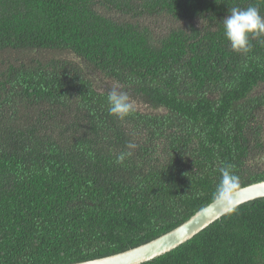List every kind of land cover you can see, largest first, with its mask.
Masks as SVG:
<instances>
[{"label":"trees","instance_id":"16d2710c","mask_svg":"<svg viewBox=\"0 0 264 264\" xmlns=\"http://www.w3.org/2000/svg\"><path fill=\"white\" fill-rule=\"evenodd\" d=\"M249 6L264 16V0H0V264L149 243L211 204L228 164L240 188L264 181V36L236 52L222 23ZM113 88L136 107L123 120ZM144 264H264V198Z\"/></svg>","mask_w":264,"mask_h":264},{"label":"clouds","instance_id":"9594fccd","mask_svg":"<svg viewBox=\"0 0 264 264\" xmlns=\"http://www.w3.org/2000/svg\"><path fill=\"white\" fill-rule=\"evenodd\" d=\"M224 35L230 42L233 51L248 53L252 50L251 39L264 36V16L255 6L246 9L233 7L230 14L223 21ZM109 113L118 119H125L136 111L135 104L131 101L126 90L113 88L107 95ZM137 145L129 142L128 149H135ZM131 151H126L117 156L116 162L122 163L126 156H131ZM221 178L216 185L212 202L218 207L226 208L228 212L239 207L236 194L239 191L240 177L235 174L233 166L228 164L219 169Z\"/></svg>","mask_w":264,"mask_h":264},{"label":"water","instance_id":"95a60500","mask_svg":"<svg viewBox=\"0 0 264 264\" xmlns=\"http://www.w3.org/2000/svg\"><path fill=\"white\" fill-rule=\"evenodd\" d=\"M260 198H264V181L240 188L236 194L239 206ZM227 213L226 208L212 202L181 226L149 243L115 255L74 264H144L178 248Z\"/></svg>","mask_w":264,"mask_h":264},{"label":"rangeland","instance_id":"374dc122","mask_svg":"<svg viewBox=\"0 0 264 264\" xmlns=\"http://www.w3.org/2000/svg\"><path fill=\"white\" fill-rule=\"evenodd\" d=\"M161 26H166L164 23H159Z\"/></svg>","mask_w":264,"mask_h":264}]
</instances>
